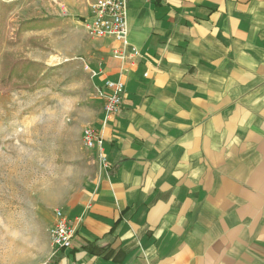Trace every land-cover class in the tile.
Segmentation results:
<instances>
[{"label": "crops", "instance_id": "crops-1", "mask_svg": "<svg viewBox=\"0 0 264 264\" xmlns=\"http://www.w3.org/2000/svg\"><path fill=\"white\" fill-rule=\"evenodd\" d=\"M126 20V46L78 44L96 94L122 79L125 98L89 126L107 169L80 133L83 182L56 208L74 246L47 238L38 264H264V0H129Z\"/></svg>", "mask_w": 264, "mask_h": 264}, {"label": "rangeland", "instance_id": "rangeland-1", "mask_svg": "<svg viewBox=\"0 0 264 264\" xmlns=\"http://www.w3.org/2000/svg\"><path fill=\"white\" fill-rule=\"evenodd\" d=\"M10 3L14 8L6 16L0 71L4 53L10 52L39 64L32 77L41 81L35 91L0 92V264H38L50 240L46 216L83 182L76 165L85 152L80 133L93 126L103 108L87 67L90 57L78 52L79 43L90 50L97 41L80 25L89 16V4ZM38 19H48L43 29L16 38L20 23Z\"/></svg>", "mask_w": 264, "mask_h": 264}, {"label": "built area", "instance_id": "built-area-1", "mask_svg": "<svg viewBox=\"0 0 264 264\" xmlns=\"http://www.w3.org/2000/svg\"><path fill=\"white\" fill-rule=\"evenodd\" d=\"M128 2L129 0H97L91 4L90 15L85 22L87 35L92 39L114 38L126 46ZM114 55L126 65L135 64L140 58V52L135 48L129 54L115 51ZM125 89L126 85L122 79L107 81L103 87L97 89V96L103 103L106 121L119 115L124 103ZM83 144L87 150L94 152L101 167L107 169L104 140L97 130L91 127L85 128ZM78 228V219H69L61 209L55 211V220L48 230L55 253L73 248Z\"/></svg>", "mask_w": 264, "mask_h": 264}, {"label": "trees", "instance_id": "trees-1", "mask_svg": "<svg viewBox=\"0 0 264 264\" xmlns=\"http://www.w3.org/2000/svg\"><path fill=\"white\" fill-rule=\"evenodd\" d=\"M14 1L15 0H0V45L5 36L6 16L14 8V5L12 3L8 4V2ZM47 22L48 19L24 21L19 24L15 36L18 39L24 31L43 29ZM9 43L13 44L11 40H9ZM34 43L35 41L31 40V44L33 45ZM39 68L41 67L37 63L16 57L10 52L4 53L0 71V92L7 94L11 91L37 90L40 88L41 78H33L32 75H34V73L32 72L34 70L39 71Z\"/></svg>", "mask_w": 264, "mask_h": 264}, {"label": "bare ground", "instance_id": "bare-ground-1", "mask_svg": "<svg viewBox=\"0 0 264 264\" xmlns=\"http://www.w3.org/2000/svg\"><path fill=\"white\" fill-rule=\"evenodd\" d=\"M53 61H54V62H57V61H59V60H58V58H54Z\"/></svg>", "mask_w": 264, "mask_h": 264}]
</instances>
